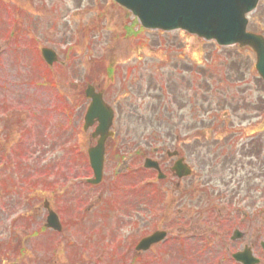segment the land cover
I'll use <instances>...</instances> for the list:
<instances>
[{
	"label": "rangeland",
	"instance_id": "1",
	"mask_svg": "<svg viewBox=\"0 0 264 264\" xmlns=\"http://www.w3.org/2000/svg\"><path fill=\"white\" fill-rule=\"evenodd\" d=\"M248 29L264 36V0L249 15ZM42 47L59 57L52 69L40 58ZM237 51V46L220 48L181 30H145L112 0H0V145L9 151L8 159L0 156L5 162L0 168V264H239L232 253L258 245L262 234L254 225L260 221L254 217L248 233L234 241L228 222L201 227L194 175L155 183L134 196L129 186L149 180L143 178L147 175L125 174L123 161L115 163L108 155L102 185L72 178L91 174L80 161L94 143L91 131L81 130L87 81L95 82L115 110L112 142L135 147L155 138L168 141L173 151L178 136L186 162L199 168L187 144L190 129L197 127L202 135L226 132L262 95L252 60ZM246 88L242 102L238 99ZM45 199L62 217L64 236L51 230L31 234L45 223ZM167 216L179 226L172 224V233L179 228L193 233L187 236L186 254L168 244L133 260L132 242L163 228ZM200 237L212 250L197 253L205 244ZM252 252L264 264V252L259 247Z\"/></svg>",
	"mask_w": 264,
	"mask_h": 264
},
{
	"label": "flooded vegetation",
	"instance_id": "2",
	"mask_svg": "<svg viewBox=\"0 0 264 264\" xmlns=\"http://www.w3.org/2000/svg\"><path fill=\"white\" fill-rule=\"evenodd\" d=\"M248 53L247 55L252 60L251 66L253 67L255 62L254 55L249 50ZM93 86L96 91H100L94 84ZM260 89L262 95L253 101L255 108L253 110L246 108L244 111L247 114L238 116L236 125L228 124L230 129L226 132L205 133V135L198 134L196 132L197 128L192 127L187 144L189 148L191 147L192 158H196L195 161L199 165V168L196 169L192 167L193 177L196 180L195 190L197 201H199V210L206 211L212 203L211 200L223 202V210L225 212L229 210L228 217H233L236 220L238 229L242 228L247 231L253 225V217H259L262 220L258 225L254 226L258 228L260 233L264 234V87L262 84H260ZM248 90L247 88L241 90V97L238 100L246 102L245 94ZM249 102L253 103L251 100ZM175 137L172 150L176 151V154L173 157H168V160L163 159V155L166 152L168 153L169 150L168 141H158L155 138L144 139V143L140 144L138 142L135 147L133 145L127 146L120 141L119 143L118 141L106 142L105 156L111 155L113 162H118L120 154L128 155L129 159L126 161L124 171L127 170L130 175L143 171L142 173L147 176L153 177L155 175L157 177V170L142 169L141 165L145 158L154 159L158 163L159 170L165 175V178L159 182L172 183L178 179L172 170L174 162L178 158H182L183 162H185L184 152H186V149H184L185 145H180V137ZM140 145L143 147H139ZM1 146L0 156L6 155V152L8 153L9 151L3 150ZM90 146L92 145L88 147ZM121 147H124L123 150H121ZM109 149L112 152L109 153ZM67 150L70 151L72 148ZM202 153L214 158L207 159L206 155H201ZM80 157V160L85 163L86 156L80 155ZM207 163L209 165L200 168V166H204ZM219 166L220 168L218 169L217 167ZM178 180L180 182L183 181V179ZM137 185L133 184L132 186L134 196L138 195V192L143 193L144 189H146L137 188ZM174 185H176V182ZM147 187L151 189L150 187L154 186L149 185ZM87 213L84 212V214ZM57 216L62 223L63 219L60 214ZM38 231L42 232L43 230L37 229L36 232Z\"/></svg>",
	"mask_w": 264,
	"mask_h": 264
},
{
	"label": "water",
	"instance_id": "3",
	"mask_svg": "<svg viewBox=\"0 0 264 264\" xmlns=\"http://www.w3.org/2000/svg\"><path fill=\"white\" fill-rule=\"evenodd\" d=\"M121 6L127 8L141 21L143 27L151 29H182L189 34H194L205 40L214 39L219 45H233L238 43L240 47L249 46L257 53L255 65L264 80V39L258 35L246 32L247 19L245 14L250 13L256 7L258 0H115ZM43 57L51 64L56 59L52 50L43 49ZM86 95L92 98L85 116L86 125L93 119H98L96 135L100 134L98 145L89 150L90 163H92L96 183L100 180L102 168V155L104 139L108 135V126L111 123V110L106 108L99 94H94L89 87ZM185 173H188L186 171ZM48 208V224L52 228H58L53 211ZM158 236L147 238L144 248L155 242ZM141 247V246H140ZM139 247V248H140ZM248 253L236 254L234 258L245 264H254L255 259L248 258Z\"/></svg>",
	"mask_w": 264,
	"mask_h": 264
}]
</instances>
